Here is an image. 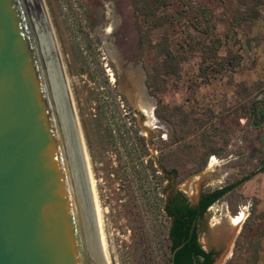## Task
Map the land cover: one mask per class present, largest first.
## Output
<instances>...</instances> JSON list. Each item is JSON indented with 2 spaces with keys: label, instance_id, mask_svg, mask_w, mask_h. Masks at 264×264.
<instances>
[{
  "label": "rangeland",
  "instance_id": "1",
  "mask_svg": "<svg viewBox=\"0 0 264 264\" xmlns=\"http://www.w3.org/2000/svg\"><path fill=\"white\" fill-rule=\"evenodd\" d=\"M44 1L55 28L54 33L86 142L96 193L101 209L104 210V233L108 238L106 242L111 264L141 263L137 252L140 247L138 224H135L133 214H136L154 243L152 253L158 248V233L161 234L167 225L160 211V190L153 179L145 177L144 166L152 161L154 168H157L160 152L170 150L163 143L169 141L171 129L155 117L158 120L157 127L151 128L145 124L147 127L143 130L142 122L136 120L134 124L138 136L144 137L148 151V155L142 158L140 145L132 138L135 130L133 123L126 119L123 112L118 115L113 108L114 88L126 100L127 97L120 90L115 70L111 68L104 49L116 51L121 47L126 49L128 57L125 70L128 88L138 103L144 100L153 107L160 103L168 111L179 108L182 114L200 121L205 119L209 111L214 114L211 125L208 124L205 131L209 136V146L217 154L208 157L203 170L190 173L174 189L181 191L191 204H195L201 193L249 177L232 196L207 210L199 224L200 246L206 252H212L214 264H225L231 259L235 264H246L251 251L246 250L245 243L251 238L257 239L260 246L257 264H264L260 257L261 241L264 238V220L260 219L264 213V171L258 172L264 160V124L259 128L251 127L240 110L245 101L243 97L249 89L257 83H264V4L255 7L259 15L257 20L235 27L232 26L235 13H244L246 10L243 0H172V7L167 12L179 10L183 3L207 6L213 17L211 31L218 40L216 61H224L227 51L238 55L241 60L235 69L220 66L217 62L212 64L209 60L212 53L202 54L200 48L201 43L207 45L208 40L201 32L186 25V20L177 18L173 27L153 30L150 38L155 43L166 32L174 51H177L176 41L185 42L181 75L179 78L166 79L164 92L149 97L144 89L146 73L143 68V65L148 67L149 57L142 59V66L136 62L139 61L137 34L129 0ZM102 9L107 12L104 21ZM98 21L104 22L105 28L111 26V32L112 28L121 26V37L116 34L113 37L107 31L109 35L93 30ZM87 44L91 47L88 51ZM103 44H106L104 48ZM87 73L92 74L94 80H90ZM106 78L109 89L102 85ZM100 86L103 88L100 89ZM91 89H97L99 99L107 105L108 120L101 126L94 117V104L86 98V93ZM144 90L149 99L142 95ZM252 92L256 93L254 90ZM261 97L256 95L257 100ZM119 104L120 110L125 109L122 102ZM105 128L113 131L112 147L115 148L110 151L105 148L103 140L105 134L102 131ZM186 143L196 148H191L179 161L186 169L192 170L195 167L194 158L201 146L197 134L189 136ZM165 186V194H169L173 190L172 176H168ZM231 209L236 211V215H232ZM239 214L243 215L242 223L234 221ZM246 220L237 253L232 258Z\"/></svg>",
  "mask_w": 264,
  "mask_h": 264
},
{
  "label": "water",
  "instance_id": "2",
  "mask_svg": "<svg viewBox=\"0 0 264 264\" xmlns=\"http://www.w3.org/2000/svg\"><path fill=\"white\" fill-rule=\"evenodd\" d=\"M126 79L120 70V90L145 130ZM0 264H111L44 0H0Z\"/></svg>",
  "mask_w": 264,
  "mask_h": 264
},
{
  "label": "trees",
  "instance_id": "3",
  "mask_svg": "<svg viewBox=\"0 0 264 264\" xmlns=\"http://www.w3.org/2000/svg\"><path fill=\"white\" fill-rule=\"evenodd\" d=\"M135 16V26L139 35V51L140 60L145 56L149 57L148 67L143 65L146 73L145 87L149 97H155L156 94L163 93L166 88V79L179 78L181 75V65L185 60V51L183 46L185 42L176 41L175 46L177 51L173 50L170 36L165 32L155 43L152 42L150 35L153 30L163 27H173L177 18L186 20V25L197 32H201L204 38L208 40V44L201 43L202 54H211L209 60L212 64L217 62L220 66L226 65L230 69L238 67L241 58L233 54L231 51L226 52V57L216 61V43L213 31H211V21L213 19L209 9L204 4L192 5L191 3H183L179 10L167 12L172 7V0H129ZM246 7L244 13H235L234 24L232 26L238 27L244 23L254 22L258 18L255 7L264 4V0H243ZM90 44H87V51L90 50ZM210 49H213L210 51ZM223 62V63H222ZM98 64V63H97ZM101 73L103 70L100 71ZM90 80H94L92 74L87 73ZM105 89H109L108 79H104L102 84ZM103 87L100 86V89ZM246 94L244 103L241 105L242 117L246 119L248 125L254 128H259L264 124V83H257L251 87ZM256 92L253 94V91ZM114 96L112 97L113 108L118 115L124 113L127 120L133 123L135 130L132 133V138L139 143L141 148L140 155L146 157L148 151L145 145L144 137L138 136V130L135 122L142 121L137 118L131 106L128 104L126 98L117 93L113 89ZM88 102L95 106V119L101 126L107 119L106 103L99 99L97 89H91L86 93ZM261 95V99L257 100L256 95ZM118 98V99H117ZM117 100V103H116ZM119 102L123 103L121 108ZM154 116L165 123L171 129V135L167 143H163L168 151H161L157 158V168H154L152 161H148L144 166L146 172L145 177L153 179L156 186L160 190L161 214L167 222L163 232L158 233V248L152 253L153 241L147 231H144L142 223L133 214V219L137 226V237L140 241V247L137 248L141 263L139 264H214L212 252H206L199 244V224L203 219L207 210L214 204L220 202L224 198L230 197L235 190L244 182L249 180V177H244L241 180L220 187L215 190H208L199 195L195 204H191L181 191L174 188L181 182V180L193 172H199L204 169L209 156L216 155L217 152L209 146V136L205 128L211 120L214 119V114L209 111L205 119L202 121L191 118L188 115L181 113L179 108H173L170 111L165 110L160 103L157 104L154 111ZM105 135L103 140L107 151L112 147L114 137L112 130L105 128L102 131ZM122 135L124 133L120 132ZM197 134V141L200 143V150L196 153L194 158L195 167L186 169L184 164H180V157L186 155L191 148L186 143V139ZM125 140V139H123ZM181 166V167H180ZM181 168V169H180ZM181 170V171H180ZM264 171V160L258 172ZM168 176H172L173 190L169 194H165L166 186L164 184L168 181ZM232 215H236V211L231 209ZM252 214H250L251 216ZM248 217V219L250 218ZM264 220V213L260 216ZM247 223H244L243 228L236 241L232 258L235 257L239 246L240 239L243 235V229ZM260 238V236L258 237ZM246 250L251 251L250 257L246 259V264H257L259 253V241L252 238L245 243ZM178 248V249H177ZM177 249V250H176ZM157 257L159 260H157ZM225 264H235L233 259Z\"/></svg>",
  "mask_w": 264,
  "mask_h": 264
},
{
  "label": "flooded vegetation",
  "instance_id": "4",
  "mask_svg": "<svg viewBox=\"0 0 264 264\" xmlns=\"http://www.w3.org/2000/svg\"><path fill=\"white\" fill-rule=\"evenodd\" d=\"M131 5V3H130ZM102 8L104 9L105 8V5L102 6ZM132 8V6H131ZM101 10L102 12V19L103 21L106 20V14L107 12L105 10ZM83 11H86L85 9H82ZM133 11V10H132ZM135 18V16H134ZM104 23V22H103ZM103 23L101 22H96V24L94 25V28L93 30H99L101 31L102 33H106L107 29L111 26H108V27H103ZM134 28H135V32L137 34V51H138V55H139V61L136 60V62H139L140 65L142 66V63H141V60H140V51H139V35H138V32L136 30V26L134 24ZM122 27L121 26H118V27H115V28H112V32L110 33V35H112L114 37V35H120V33L122 34ZM107 34V33H106ZM109 35V34H107ZM102 36V35H101ZM121 37V35L119 36ZM104 46H106V44H103L102 47L104 48ZM109 57V61H110V66L113 70H115V73H116V76H117V81H118V84H119V73H120V70H122L124 73L126 72V65L128 63V57H127V52H126V49L124 48H119L117 49L116 51H109L107 49H104ZM109 65V64H108ZM146 79V78H145ZM144 86H145V80H144ZM146 88V87H145ZM147 91V89H146ZM148 94V93H147ZM142 122V121H141Z\"/></svg>",
  "mask_w": 264,
  "mask_h": 264
},
{
  "label": "bare ground",
  "instance_id": "5",
  "mask_svg": "<svg viewBox=\"0 0 264 264\" xmlns=\"http://www.w3.org/2000/svg\"><path fill=\"white\" fill-rule=\"evenodd\" d=\"M50 17V16H49ZM51 20V19H50ZM55 29V28H54ZM107 33H111V29L110 28H108L107 29ZM66 71V70H65ZM67 75V74H66ZM68 76V75H67ZM68 78V77H67ZM68 82H69V80H68ZM70 83V82H69ZM129 83V82H128ZM130 85V84H129ZM145 98H146V96H144ZM138 105H139V108L141 109V111H142V113L146 116V122H145V124L147 125V126H149V127H151V128H156L157 127V121L154 119V117H153V111H154V107H153V105L151 104V103H147V102H145L144 100H140L139 101V103H138ZM78 114V113H77ZM85 140V139H84ZM85 144H86V142H85ZM97 194V193H96ZM97 199H98V196H97ZM98 204H99V210H100V214H101V219H102V224H103V228H104V221H103V211L104 210H102L101 209V204H100V202H99V199H98ZM242 218H243V215L242 214H239L238 216H236L235 218H234V221L235 222H238V223H240L241 221H242ZM104 220H105V218H104ZM233 220V219H232ZM242 223V222H241ZM235 224V223H234ZM106 230V229H105ZM105 232V231H104ZM106 234H108V233H106ZM107 236V235H106ZM106 238V237H105ZM106 239H108V238H106ZM108 241V240H107ZM109 246V245H108ZM111 252V251H110ZM110 256V255H109ZM111 260V259H110Z\"/></svg>",
  "mask_w": 264,
  "mask_h": 264
},
{
  "label": "crops",
  "instance_id": "6",
  "mask_svg": "<svg viewBox=\"0 0 264 264\" xmlns=\"http://www.w3.org/2000/svg\"><path fill=\"white\" fill-rule=\"evenodd\" d=\"M261 262L264 263V238L261 241V252H260Z\"/></svg>",
  "mask_w": 264,
  "mask_h": 264
}]
</instances>
